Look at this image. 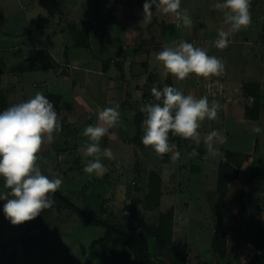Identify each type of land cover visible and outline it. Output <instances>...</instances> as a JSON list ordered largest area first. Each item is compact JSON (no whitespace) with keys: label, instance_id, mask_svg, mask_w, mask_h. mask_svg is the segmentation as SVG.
Wrapping results in <instances>:
<instances>
[{"label":"crops","instance_id":"crops-1","mask_svg":"<svg viewBox=\"0 0 264 264\" xmlns=\"http://www.w3.org/2000/svg\"><path fill=\"white\" fill-rule=\"evenodd\" d=\"M39 2L11 0L2 13L0 0V14L8 21V25L0 28V111L28 100L36 92L43 93L49 100L50 95L59 97L56 112L62 130L54 133V142L43 146L38 163L44 174H49L51 169L62 177L59 190L63 194L100 217L105 207L117 204L113 193L123 188L119 178L131 150L126 144L135 146L141 155L142 151L151 150L141 141L145 114L139 109L145 102H155L151 95L153 85H161V89L168 85L186 95L207 96L209 102L219 103L218 118L202 122L200 144L206 146V136L212 130L231 137L237 129L238 133H244V140L248 136L250 141L246 147L231 148L225 147V142L217 143L214 147L219 154L206 152L203 158L195 156L199 162L188 172L201 196L191 200L188 212L175 204V221L184 224L182 212L192 214L194 208L198 223L204 226L207 207L222 195L217 192V182L225 150L244 154L237 168L239 175L234 180L243 182L249 177L250 182H243L244 199L248 206H258L257 212L252 213L253 220H264V131L252 132L254 125L264 129L262 0H251V25L230 36V44L223 50L213 43L218 29H227L222 12L212 7L219 0H181V9H187L193 21L190 28L154 8L151 18L144 17L145 0H53L49 3L53 4L52 8L48 2L44 6ZM20 5L24 6V16L20 13L23 20L16 17V21H12V10L19 11ZM174 41L193 43L221 59L225 64L224 74L207 79L192 74L183 81L166 74L155 56L164 45ZM117 104L120 123L100 142L102 148H111L114 159H102L109 169L103 177L86 174L82 154L86 138L81 133L87 125L97 122L99 110ZM169 142L174 143L170 136ZM170 154L162 158L157 155L162 162L153 168L164 182L184 175L181 166L175 167L176 160H172ZM211 156L214 159L211 160ZM142 167L139 170L144 173ZM109 172L115 174L118 183L110 182L113 175L109 177ZM168 173L171 177H167ZM232 182L230 180L229 184ZM2 183L3 180L0 191L4 190ZM53 200L52 207L43 210L40 217L17 226L5 218V201L0 200V264H132L133 253L128 249V258L113 262L92 256L93 250H100L92 243L104 236L105 227L86 225L85 218L73 207L58 197ZM87 204L89 209L85 207ZM103 217L115 220L108 213ZM209 234L208 229H201L197 240L203 242ZM252 251L250 259L257 249Z\"/></svg>","mask_w":264,"mask_h":264},{"label":"clouds","instance_id":"clouds-1","mask_svg":"<svg viewBox=\"0 0 264 264\" xmlns=\"http://www.w3.org/2000/svg\"><path fill=\"white\" fill-rule=\"evenodd\" d=\"M212 7L222 12L223 23L227 25V29H218L217 38L213 42L217 49L223 50L229 46L230 36L251 25V0H219ZM153 8L163 15L174 16L185 28L193 25L188 10L181 9V0H145L144 17L151 18ZM155 59L162 64L166 74L178 81L192 74L207 79L221 76L225 72V64L221 59L187 41L164 45ZM151 95L155 102H145L139 109L145 114L142 144L152 148L160 157L171 153V159L178 160L180 153L175 151L176 145L169 142L171 133L193 141L196 147L189 155H199V129L206 119L218 118L219 103L215 100L209 102L207 96L197 98L191 94L186 95L168 85L162 89L153 85ZM120 116L118 104L104 107L98 111L97 122L83 129L81 134L86 138L82 149L84 173L99 178L108 172L102 159L112 160L114 154L111 148H102L100 142L103 137L111 135L110 129L119 125ZM61 130V122L53 103L41 92L0 111V178L3 179L4 189L0 191V200L5 201L3 212L12 225L33 221L43 210L54 204L52 194L60 189L63 179L51 169L49 174H44L38 160L43 146L54 142V133ZM262 131L264 129L259 125L252 128L254 134ZM226 140V136L212 130L205 139L207 152L211 155L219 154L214 145Z\"/></svg>","mask_w":264,"mask_h":264},{"label":"rangeland","instance_id":"rangeland-1","mask_svg":"<svg viewBox=\"0 0 264 264\" xmlns=\"http://www.w3.org/2000/svg\"><path fill=\"white\" fill-rule=\"evenodd\" d=\"M1 1L3 2L1 12L4 13L5 10L3 9H7L6 4L11 0ZM51 1L53 2V0H40L39 3L44 6L47 5L46 2H48V6L52 8L53 4L51 3V5H49ZM262 1L264 2V0ZM18 10L19 11L15 9L12 10L14 11L10 16V18L13 19L12 21H16V17L21 19L24 16V6L20 5ZM28 10L29 12L32 11L31 8ZM1 15L3 14H0V20L3 22L0 23V28H3L6 24L8 25V21L7 18ZM160 86L158 88H160ZM236 130L234 129V133L231 137H227L224 143L225 147H246L249 145L250 141L248 136L244 140V133H238ZM172 144L176 145L175 151H179L180 153V158L176 160L178 166L175 164V167L181 166L184 175H178L177 178L175 177L173 180L170 179L167 182L161 180L162 177L159 174L158 177H153V174H151L153 168L161 164L162 157L159 158L160 156L158 157L152 148L145 152L142 151L143 154L141 155V152L138 153L135 146L129 145V143L126 144L131 150L129 149V157L125 158L124 172L120 174L119 178L123 188H121V191H117L116 194L113 193V198L114 200L117 199V204L105 207V209L102 210L101 217L106 216L108 213V216H112L115 220H119V222L113 220L115 223L137 234L138 220L142 217H145L149 224L157 223L162 214L172 212L174 215V208L177 203L182 210L186 209L187 212L190 210L189 204L191 200L201 195L199 187H195L196 181L192 182L191 175L188 171L199 161L196 157L189 155L190 148L187 144H177L175 142ZM239 154L244 156L241 152ZM171 155L172 154L168 156ZM212 159H214V156H211V160ZM79 165L82 166V164ZM79 165H77L78 168H80ZM142 165L144 167V173L139 170ZM115 170L117 169L115 168ZM111 171L114 172L113 170ZM114 173H108L109 177L113 175L110 182L116 181ZM254 174L255 173H252V175ZM256 175H259V177L261 176L259 172H256ZM167 177H171V174L168 173ZM231 180H233L231 184H229L230 180L227 182L228 190L226 194H222L218 191L217 187V192L222 195L216 198L215 204L213 203L207 207V211L204 213V226L198 223L199 216L196 212L193 213L194 208L191 209L192 214L185 213L186 211L182 212L181 217L185 221L184 224L183 221L180 223L173 218L171 222L172 242L181 245L185 250L187 259L189 257V261L187 260L188 264H249V259L253 253L252 250L256 248L254 243L259 242L264 244V220L257 222V220H253L255 216L252 214L257 212L256 208L258 206H248L247 201L244 199L246 193L243 182L245 181V183H247L249 177L243 182L242 180ZM151 182L154 186H160L161 194L157 200H148L147 198ZM155 188L157 189V187ZM156 191L157 190H153L151 192L152 195L155 194ZM209 191L211 190L207 192ZM179 193L180 195H178ZM209 194L211 195V193ZM54 198L57 197L52 194V199ZM57 203V207H60L61 204L59 202ZM85 207L88 209L90 208L88 204L85 205ZM123 217L124 219L121 220ZM183 226H186L188 230ZM205 227L210 234L203 242H199L197 240V232L201 229L207 230ZM92 229L94 230V228ZM110 245L117 248L124 247V242L115 238ZM149 247L152 257L156 262L164 261L170 263L171 257L169 253L167 250H162L153 237L149 238ZM258 252L259 250L257 249V253Z\"/></svg>","mask_w":264,"mask_h":264},{"label":"trees","instance_id":"trees-1","mask_svg":"<svg viewBox=\"0 0 264 264\" xmlns=\"http://www.w3.org/2000/svg\"><path fill=\"white\" fill-rule=\"evenodd\" d=\"M49 98L53 103L55 110H57L59 97L56 95H50ZM169 136L170 140L177 144H187L191 151L194 147H196L195 143L191 140H185L178 136H173L171 133L169 134ZM197 151L199 153V155L197 156L203 158L207 152V148L205 145L200 144L197 148ZM224 156L225 160L221 162L218 172V191H220L222 194H226L228 190V180L238 177L239 170L237 168L242 164V161L244 160L243 155L230 150H225ZM151 174H153V177H158V173L154 171L151 172ZM1 181L2 179L0 178V183ZM152 184L153 183L151 182L147 198L148 200H157L160 197L161 189L160 186H154ZM155 187H157V189ZM153 190L157 191L152 195L151 192ZM54 195L63 200L66 204L73 207L76 211H78L85 218L84 223L86 225L97 224L105 227L106 230L104 236L94 240L92 243L93 247L96 245L100 247L99 251L93 250L91 252L92 256H102L104 259L113 262L120 258H128V249V251H131L133 253V257L131 260L132 264H187V255L185 250L181 247V245L172 242L171 222L174 218L172 212L168 214H162L159 221L154 224H149L145 217L140 218L138 220V232L136 234L129 229L118 225L108 218L100 217L97 214H94L86 210L85 208L78 206L60 190L54 193ZM150 237H153L155 239L156 243L159 244L162 250H167L171 257L170 263H166L164 261L156 262L153 259L149 247ZM115 238L124 242V247H112L110 243L115 240ZM254 245L259 250V252L249 260V264H264V244L255 242Z\"/></svg>","mask_w":264,"mask_h":264}]
</instances>
